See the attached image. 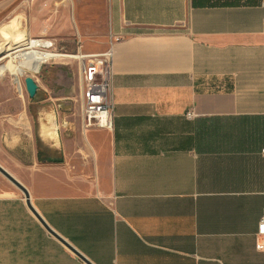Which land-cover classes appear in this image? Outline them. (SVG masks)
<instances>
[{
    "label": "crops",
    "instance_id": "1",
    "mask_svg": "<svg viewBox=\"0 0 264 264\" xmlns=\"http://www.w3.org/2000/svg\"><path fill=\"white\" fill-rule=\"evenodd\" d=\"M106 1L110 36L123 37L113 126L87 130L106 131L108 145L92 134L89 151H72L54 128L57 106L34 109L35 131L27 104L6 115L0 164L93 264H264L262 0ZM0 264L87 263L9 190Z\"/></svg>",
    "mask_w": 264,
    "mask_h": 264
},
{
    "label": "rangeland",
    "instance_id": "2",
    "mask_svg": "<svg viewBox=\"0 0 264 264\" xmlns=\"http://www.w3.org/2000/svg\"><path fill=\"white\" fill-rule=\"evenodd\" d=\"M26 32L34 38L52 42L51 49L59 53L96 56L109 46L107 1L0 0V155L6 156L4 141L9 129L6 115L15 113V109L24 108L27 104H30L34 117L32 125L35 131H38V123L34 109H37L39 104L56 105L59 109V120L54 128L59 131L61 139L70 145L72 151H75L78 145L89 151L86 136L92 134L98 135L95 139L100 150L106 148V131L87 130L84 125L80 66L82 60L90 57H59L49 60L43 63L37 72L27 70L21 82H15L10 71L4 69L5 63L23 52L20 46L27 41L22 38ZM17 38L19 40L16 42ZM27 51L29 50L24 52ZM27 76L34 77L40 86V91L34 98H30L26 90ZM10 105L14 106L13 110ZM30 147L32 149V145ZM81 170L84 178L91 175L90 167H82ZM9 190L18 192L25 198L23 192L0 173V194Z\"/></svg>",
    "mask_w": 264,
    "mask_h": 264
},
{
    "label": "built area",
    "instance_id": "3",
    "mask_svg": "<svg viewBox=\"0 0 264 264\" xmlns=\"http://www.w3.org/2000/svg\"><path fill=\"white\" fill-rule=\"evenodd\" d=\"M261 3L264 6V0ZM122 39V36L113 34L110 36L109 46L104 52L96 54V56L84 55L90 57L87 60H82L83 62L80 66L84 102V125L86 128H111L113 126L114 45ZM50 43L53 46V43ZM186 115L191 118L194 113L189 111ZM257 246L264 248V209L258 225Z\"/></svg>",
    "mask_w": 264,
    "mask_h": 264
},
{
    "label": "bare ground",
    "instance_id": "4",
    "mask_svg": "<svg viewBox=\"0 0 264 264\" xmlns=\"http://www.w3.org/2000/svg\"><path fill=\"white\" fill-rule=\"evenodd\" d=\"M22 38H25L27 40L26 42H24L25 44H22L20 46V50H22L23 52H20L16 56H13L9 62L4 64V69L10 71L16 82L22 81L27 70H33L37 72L45 61L53 57L67 55L51 49L50 47L52 46V44L46 39L34 38L27 32L22 35ZM18 40L19 39L17 38L16 42ZM25 50L29 51L24 52ZM67 56H77V58L86 57L82 55Z\"/></svg>",
    "mask_w": 264,
    "mask_h": 264
},
{
    "label": "water",
    "instance_id": "5",
    "mask_svg": "<svg viewBox=\"0 0 264 264\" xmlns=\"http://www.w3.org/2000/svg\"><path fill=\"white\" fill-rule=\"evenodd\" d=\"M26 90L30 98H34L37 95L39 85L37 81L32 76H27L25 78ZM0 173L4 175L9 181H11L17 188H19L25 195V199L28 207L32 213L38 218V220L44 225L47 231L57 238L61 243H63L68 249H70L74 254H76L80 259H82L87 264H93L86 256H84L79 250H77L72 244H70L66 239L60 236L56 231H54L45 219L41 216L38 210L35 208L31 201V194L28 188L18 180L9 170H7L2 164H0Z\"/></svg>",
    "mask_w": 264,
    "mask_h": 264
}]
</instances>
